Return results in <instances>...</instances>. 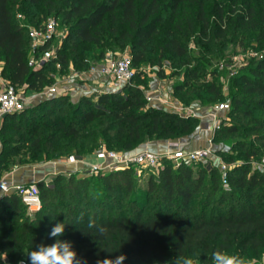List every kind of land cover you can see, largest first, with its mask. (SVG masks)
<instances>
[{"label":"trees","instance_id":"1","mask_svg":"<svg viewBox=\"0 0 264 264\" xmlns=\"http://www.w3.org/2000/svg\"><path fill=\"white\" fill-rule=\"evenodd\" d=\"M230 1L67 0L64 19L72 23V37L80 42L101 47L109 35L120 47L129 45L134 64H152L151 52L159 54V65L166 54L188 58L180 64L188 68L186 80L176 91L181 100L187 96L192 101L204 87L205 58L220 53L233 31H260L258 38L264 46V0ZM38 6L47 8L48 14H60L52 0H0V61L11 84L43 91L52 83L43 68L30 67L27 38H31L16 18L19 13L33 14L32 8ZM196 32L202 45L200 59L190 55L186 37ZM48 48L40 47L35 53ZM63 51L59 49L52 61L65 67L68 56ZM232 84L241 93L233 95L231 112L245 121L223 124L213 144L229 138L224 144H231L235 151H220L224 162L232 164L241 156L244 164L228 169L226 181L216 164L185 163L176 168L164 159L159 179L152 177L148 182L147 200L139 202L130 166L100 173L96 184L90 178L60 174L51 184H37L42 209L35 214L27 211L16 192L0 199V264H18L41 243H53L55 238L49 233L61 222L66 225L60 239L71 241L86 264L120 254L126 255L124 264H182L181 258L189 256L210 264L215 250L262 258L264 171H252L250 165L251 160L264 159V56L240 72ZM207 87V94H214L212 101L222 98L217 85ZM94 100L82 96L73 103L68 96H55L44 101L46 112L41 118L36 116L39 108L5 116L0 131V174L11 158L26 153L33 163L73 154L86 157L102 147L128 154L145 143L192 130L186 117L160 108L146 109L140 88L131 98L115 92ZM120 174L125 177L115 179ZM120 193L123 197H113ZM177 203L179 210L158 214L163 206L172 209ZM107 205L110 209L105 213Z\"/></svg>","mask_w":264,"mask_h":264},{"label":"rangeland","instance_id":"2","mask_svg":"<svg viewBox=\"0 0 264 264\" xmlns=\"http://www.w3.org/2000/svg\"><path fill=\"white\" fill-rule=\"evenodd\" d=\"M56 6V9L60 13L56 15L54 13L47 12V8L42 6L33 7L31 12L33 14H17V21L23 25L28 33L30 28H33L39 21H48L49 19H55L58 23V29L54 40L52 41V46L55 51L59 49H64V53L68 56V63L65 67L61 63L55 61L47 62L46 65H43V69L48 75V81L52 84L47 86L43 91L29 90L27 86L19 87V90L26 97V109L32 110L39 108L40 110L36 112V116L41 118V116L46 112V108L42 107L44 101L50 100L53 97H49L46 93L51 87L56 86L61 95L68 96L73 103H78L80 101V93L74 94L75 90L79 89L80 91L88 92V95L94 98L97 102V98L100 95L107 93H121L125 97L131 98L136 88H140L144 93V99L147 102L146 109L148 108H160L164 111L174 112L180 115L181 117H186L190 119L192 125V130L183 136H178L171 139H158L152 142L145 143L140 145L133 151H137L140 148H151L153 144L158 142H170L172 141H181L183 148L189 147L193 143L195 144H205V134L207 130H214L213 121L210 117V114L217 111V108L221 104H230L231 110L228 112H219L218 117L220 121L228 124L235 122H243L245 120H238L237 115L233 114L232 104H233V95L235 93H241L239 88L233 86V80L242 72L244 69L248 68L255 61H259L264 56V46L260 44L258 35L260 31H233L232 34L226 40V45L222 48L220 53L209 54L204 61L206 74L204 79L201 80L204 87L201 92L197 94L198 98H195L192 101H189V98L186 96L183 100L180 99L181 94L178 93L177 87L182 85L186 80V73L188 68L182 67L185 62L188 61V58H178L173 54H166L165 58L162 61V64H157L158 53L151 52L149 58L152 59L153 63L149 62H136L134 64V69L136 70V76L134 80L130 83H127L120 89H115L114 82L112 79H104L99 77L97 74H93V69L101 66L107 59H118L123 56H131L134 58V51L129 45L125 47H120L118 41L115 37L106 36L105 42L101 47H96L92 44H86L80 42L76 37H72V32L70 27L72 23L65 22V11L67 0H52ZM232 1V0H231ZM230 1V2H231ZM229 2V3H230ZM63 10V11H62ZM62 13V14H61ZM26 35V34H25ZM27 37V36H26ZM187 41L189 44L190 55L198 59L201 58L199 51L202 50V45L200 43L199 36L196 33L187 34ZM258 39V40H257ZM28 53L30 61L34 59L38 54L33 51V42L31 39H28ZM75 46V47H74ZM79 55L75 58L76 55ZM191 65H195V62H190ZM182 64V66L180 65ZM203 64V63H202ZM214 73L216 75H214ZM9 74L5 71V64L0 61V92L11 82L8 78ZM211 83L217 85L218 89L222 92V98L212 101L214 94H207L206 90L208 85ZM165 93L166 99H160L159 96L156 97L159 93ZM154 100H159L154 102ZM164 100V101H163ZM176 104H179L180 107H176ZM156 105V106H155ZM3 119L0 120V131L2 129ZM216 133L213 131L212 138ZM187 137H190L189 142H184L183 140ZM237 139V138H236ZM229 138L221 139V144H215L216 156L213 160L209 159L202 163L206 167H212L215 164L218 165L220 161L224 162V158L220 155V151H227V153H232L235 149L231 144L228 146L225 145L226 141ZM225 143V144H224ZM1 137H0V149L2 150ZM119 153H123L117 150H113ZM132 151V152H133ZM1 153V152H0ZM77 159L78 155L73 154ZM71 157V156H70ZM64 160H68L69 158ZM31 154L26 153L16 156V158H11V161L3 168L0 174V182L4 175L13 172L16 168L20 167H30L34 165H42L45 163H33ZM53 162V161H50ZM172 162V161H171ZM175 165L174 162H172ZM18 164V165H17ZM228 169H234L236 165L244 164L241 156L237 160L228 164ZM166 165V164H164ZM197 165V164H194ZM133 169V181H134V191L138 193L139 202L147 200L146 193L149 180L153 177L154 179H159L162 168L160 169H150L145 168L139 165H131ZM124 168H119L115 170H110L104 173H113L120 172ZM262 170L264 171V159L263 160H251L250 170ZM102 174V173H101ZM101 174H90L87 170H81L76 174L79 177L90 178L93 181V184L101 181ZM70 176V174H64ZM53 176V175H52ZM58 176V175H56ZM50 178L49 182L44 180L47 184H51L56 177ZM124 174H120L115 177V179H123ZM106 193H104L105 195ZM124 193L114 194L113 197L121 198ZM132 196V193L129 194L126 201H128ZM108 201V197H106ZM117 202V200H116ZM153 206V202L149 205V208ZM180 204L177 203L172 209L167 206H163L161 211L158 212L159 215H165L169 211L179 210ZM110 209V206L107 205L105 208V213ZM28 211V210H27ZM29 212V211H28ZM30 213V212H29ZM264 255L262 258L257 259L260 264H262ZM23 260L27 261V258Z\"/></svg>","mask_w":264,"mask_h":264},{"label":"built area","instance_id":"3","mask_svg":"<svg viewBox=\"0 0 264 264\" xmlns=\"http://www.w3.org/2000/svg\"><path fill=\"white\" fill-rule=\"evenodd\" d=\"M57 29L58 23L54 18L49 19L40 27L30 28L29 37L33 42V51L35 52L40 47H49L47 50L38 54L30 61V67L41 69L47 62L57 59L58 51H55L52 46V41L56 36ZM92 71L94 75L97 74L101 78L107 80L112 79L115 89L122 88L124 85L134 80L136 76V70L134 69V62L131 56H123L118 59H107L101 66L94 68ZM46 93H48L49 97L61 96L56 86L51 87ZM83 94L84 96L88 95L87 92H83ZM25 109L26 97L19 90L17 85H7L0 92V120L7 115L20 113ZM230 110V104H221L217 108V111L211 114V120L214 123L213 131L215 133L222 127L223 124H225L218 118L220 117L219 112H228ZM172 147L173 151L164 155L157 154L150 150H143L128 155L102 147L93 154L96 162L89 165L87 172L90 174H100L110 170L126 168L131 165H139L150 169H160L163 168L164 159L174 162V166L178 168L185 163L191 164L204 162L209 159L213 160L216 156L213 138L210 140L208 146L193 151L181 147L178 143L172 144ZM86 157L77 159L75 156H71L69 158V162L76 163L78 161H84ZM218 166L223 173L224 181H226L228 165L225 164V162L220 161ZM0 189L5 193H8L9 190H11L6 183H0ZM14 190L18 193L22 202L31 214H35L42 209L40 191L37 185H19L15 187ZM262 264H264V258Z\"/></svg>","mask_w":264,"mask_h":264},{"label":"crops","instance_id":"4","mask_svg":"<svg viewBox=\"0 0 264 264\" xmlns=\"http://www.w3.org/2000/svg\"><path fill=\"white\" fill-rule=\"evenodd\" d=\"M83 92L84 91H80L77 89L75 90L74 94H70V96L80 93L79 95L80 97H82L84 96ZM157 94L158 95L154 98H157L159 96L160 97L159 100L162 98L166 99L165 93L159 92ZM159 100H154V102L159 101ZM176 107L181 108V109L183 108L182 106L180 107L179 104H176ZM210 117H211V114H210ZM212 134H213V130H207V133L205 134V138H204L206 141L205 144L193 143L189 147H186V149L193 151V150H197V149L208 146L210 140L212 139ZM190 139H191L190 137H187L183 141L189 142ZM181 141L171 140L170 142H167V143L158 142L157 144L152 145V149L151 148H140L137 151L128 153V155L134 154V153H137L143 150H150L157 154L164 155V154H167L173 151L172 144L174 143H178L181 147H183ZM1 151L2 150L0 149V152ZM95 162H96L95 157L93 155H89L85 158L84 161H78L76 163H70L68 160L61 159V160H56L53 162H48L42 165H34L30 167L16 168L13 172L3 176L2 181L0 183H6L11 188V190H9L8 193H5L3 190L0 189V199L6 195H10L14 193L15 192L14 188L19 185H32V184L37 185L39 182L47 180L48 177H54L60 174H70V175L76 174L81 170H88L89 165ZM49 180L50 178L47 181L49 182ZM26 257L27 255L24 256V259H26ZM24 261H25V264H27V261L26 260Z\"/></svg>","mask_w":264,"mask_h":264},{"label":"clouds","instance_id":"5","mask_svg":"<svg viewBox=\"0 0 264 264\" xmlns=\"http://www.w3.org/2000/svg\"><path fill=\"white\" fill-rule=\"evenodd\" d=\"M65 225L64 222L57 223L51 229L49 237L55 238L53 243L48 245L41 243L35 250L26 253L30 264H86L82 258L78 257L71 241L60 239L65 233ZM181 259L182 264H200L199 258L189 256ZM125 260L126 255L120 254L98 260L96 264H124ZM18 264H25V261L20 260ZM210 264H260V262L254 257L232 255L222 250H215L210 254Z\"/></svg>","mask_w":264,"mask_h":264}]
</instances>
